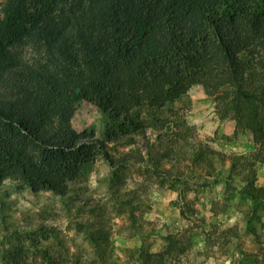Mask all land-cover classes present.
<instances>
[{"label":"rangeland","instance_id":"1","mask_svg":"<svg viewBox=\"0 0 264 264\" xmlns=\"http://www.w3.org/2000/svg\"><path fill=\"white\" fill-rule=\"evenodd\" d=\"M185 1H160L171 26L151 28L132 72L116 83L161 59L158 44L180 62L177 73L188 68L199 38L212 32L198 27ZM190 30L205 33L188 39ZM173 32L177 43L167 48L161 36ZM256 61L255 81L264 83ZM114 81L96 90L85 82L76 98L56 103V130L46 129L45 141H73V153L50 152L0 123V264H264V198L242 195L243 159L235 174L230 168L236 156L255 160L251 118L223 119L224 106L193 83L126 124L106 104ZM252 168L264 191V165Z\"/></svg>","mask_w":264,"mask_h":264},{"label":"trees","instance_id":"2","mask_svg":"<svg viewBox=\"0 0 264 264\" xmlns=\"http://www.w3.org/2000/svg\"><path fill=\"white\" fill-rule=\"evenodd\" d=\"M160 1L1 0L0 123L14 127L20 137L36 145L42 143L50 152L69 154L78 151L75 142L45 141L44 131L56 130V103L76 98L85 82L93 86L104 66L106 82L101 76L102 83L93 90L107 88L108 81L116 80L106 96L109 114L131 125L138 121L137 109L163 108L186 86L197 83L224 106L223 119L227 112L237 124L244 113L251 118L254 141L260 146L255 160L236 156L230 168L235 174L239 159L244 160L239 171L247 170V188L242 195L257 203L254 193L264 198V191L255 187L252 167L256 161L264 165V83L255 81L254 61L264 73V0H186L185 9H191L198 27L207 25L212 32L204 39L197 36L204 31L186 33L188 39L199 38L202 43L188 68L177 73L180 62H173L158 44L161 59L139 68L133 79L128 76L127 84L116 83L124 78L118 75L132 72L129 66L143 51L151 28L171 26L159 12ZM161 38L164 46L168 39L167 48L177 43L174 32L166 40ZM194 72L199 75L195 80ZM258 107L263 109L259 115ZM36 121L40 125H30Z\"/></svg>","mask_w":264,"mask_h":264}]
</instances>
